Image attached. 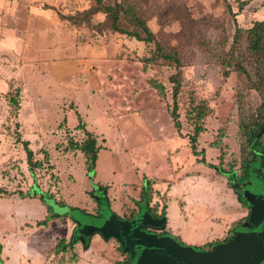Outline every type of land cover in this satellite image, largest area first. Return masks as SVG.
I'll return each instance as SVG.
<instances>
[{
  "label": "rangeland",
  "instance_id": "374dc122",
  "mask_svg": "<svg viewBox=\"0 0 264 264\" xmlns=\"http://www.w3.org/2000/svg\"><path fill=\"white\" fill-rule=\"evenodd\" d=\"M243 1L247 2L241 8ZM105 2L136 6L157 40L181 59V132L167 108L173 102L174 65L159 59L144 70L142 58L151 56L144 41L107 24L98 27L106 17L102 11L85 22L79 12L96 8L97 0H0L3 264H59L51 259L54 255L49 257L58 237L80 241L66 264L124 261L126 255L114 238L99 233L87 241L75 237L69 207L97 215L98 207L108 204L123 217L125 209L145 208L146 179L156 180L151 205L158 206L159 215L165 211L161 229L181 243L208 247L249 225V219L242 226L239 221L250 217L245 191L251 185L240 190L249 202L246 207L228 177L210 164L219 165L223 155L222 167L228 169L233 156L238 168L246 153L238 124L253 120L261 95L245 75L224 62L236 26L249 28L264 20V0H227L232 12L225 0ZM242 47L244 64L250 68L251 58ZM152 78L165 84V97L151 86ZM10 80L21 90L18 117L12 116L6 98ZM260 87L264 92V83ZM192 96L213 108L198 137L197 155L189 139L194 125L186 115ZM89 135L100 146L92 173L84 155L68 148L70 141ZM217 137L226 146L224 151L212 146ZM24 141L34 160L44 161V151L48 153L50 162L37 168V179L31 174ZM46 204L60 216L48 227L38 223L47 218Z\"/></svg>",
  "mask_w": 264,
  "mask_h": 264
},
{
  "label": "trees",
  "instance_id": "16d2710c",
  "mask_svg": "<svg viewBox=\"0 0 264 264\" xmlns=\"http://www.w3.org/2000/svg\"><path fill=\"white\" fill-rule=\"evenodd\" d=\"M225 2L232 12V7L230 4L227 2V0H225ZM246 2L247 1H243L240 3V7L242 8V5ZM98 11H102L106 15L105 19L98 24V27L107 24L112 30L133 36L137 40L144 41L147 44V51L151 56H145L142 58L144 70L149 68L150 63H157L159 59H163V61L168 62L170 65H174L175 71L170 76V81L173 84V102L172 104H169L167 108L174 120L176 128L179 132H181L182 120L180 118L181 115L179 111L181 107L179 96L184 86V79L182 70L183 64L176 51L173 49H166L164 45L157 40L154 31L147 22V19L136 10V6L132 4L126 5L123 2L107 4L105 0H97L96 8L81 11L79 14L81 17L85 18V22L89 23L91 20L89 17ZM76 17L78 16H75V19H77ZM242 44L245 45V53L251 58L250 68L244 64ZM153 45H156L157 49H155ZM227 58V60L224 62V65L233 67L235 71L245 75L251 87H255L260 93L261 101L256 108L253 120L250 122L241 121L238 124L243 148L246 152L242 156L239 167L236 168L235 163L238 162L236 161V158L232 156L229 158V168H223L222 165L225 160L223 155L220 156L219 165H210L216 167L218 172L228 177L229 184L237 191L241 203L248 207L249 202L245 200L243 193L240 190H242L244 186L251 184L253 177L259 178L264 182V92L260 87L264 83V20L255 21L254 24L249 28L236 26V30L233 35L232 47ZM255 79H257V81ZM9 82H11V84L9 85V91L6 93V98L9 102V105L11 106L12 116L18 117L19 111L21 109V90L13 84L14 80H10ZM259 83L261 84L260 86L258 85ZM150 84L156 89L160 97L166 96L167 88L164 83L152 78L150 79ZM212 112L213 108L209 106V102L207 100H199L196 96L191 97L188 108L186 109V115L188 119L192 120L194 125L193 132L189 135V139L192 151L196 155L198 154V137L202 132L205 131V120ZM219 139L220 138L217 137L216 140L213 141L212 146L219 147L222 151H224V147L226 146H224V144ZM217 140H219V142ZM68 148L71 150H79L84 155L87 170L88 172L92 173L96 166L98 152L100 149V146L97 145L96 137L89 135L80 141H70ZM24 149L27 152V161L31 169V174L37 179V168L43 167L45 162H50L48 153L44 151V161L42 159L34 160L33 150L29 147L28 141H24ZM155 181V179H146L143 183L142 199H145L146 201L145 208L139 207L137 210L125 209L123 218L131 219L142 209H148L156 216H164L165 211L159 215L157 213L158 206L151 205ZM33 189L35 190V188ZM3 192L4 190L0 188V193ZM30 193H33L34 195L37 194L36 191ZM46 206L48 209L47 218L38 223L48 227L52 220H57L60 216L53 212L52 206L50 204H46ZM166 207L167 205H165L163 209ZM100 208L101 206H99L97 209L98 213ZM69 209L72 210L73 207L70 206ZM82 210L87 212L85 209ZM248 219L249 216H244L241 218L239 221L241 224L240 226H242L245 220L248 221ZM79 242V239L67 241L65 237H58L56 248L49 252V256L54 255V257L51 258L52 260H57L59 264H66L70 260L67 255L72 250L74 245ZM214 244L215 243H211L208 247L204 248L211 249ZM120 250L126 255L127 261H132L129 252H124L121 248ZM1 251L2 245L0 244V254ZM122 263L123 261L117 262L115 264Z\"/></svg>",
  "mask_w": 264,
  "mask_h": 264
},
{
  "label": "water",
  "instance_id": "95a60500",
  "mask_svg": "<svg viewBox=\"0 0 264 264\" xmlns=\"http://www.w3.org/2000/svg\"><path fill=\"white\" fill-rule=\"evenodd\" d=\"M245 197L251 203L249 224L235 229L227 239L204 249L181 243L172 234H157L149 228H162L165 218L148 209L133 218L120 217L108 204L101 205L98 215L72 209L76 224L75 237L86 241L95 233L115 238L132 261L123 264H264V183L253 177ZM0 264L3 262L0 260Z\"/></svg>",
  "mask_w": 264,
  "mask_h": 264
},
{
  "label": "flooded vegetation",
  "instance_id": "af4514ba",
  "mask_svg": "<svg viewBox=\"0 0 264 264\" xmlns=\"http://www.w3.org/2000/svg\"><path fill=\"white\" fill-rule=\"evenodd\" d=\"M99 214V213H98ZM97 214V215H98ZM156 216V215H155ZM158 217H161V216H158ZM252 227L251 226V224H249V225H247V227ZM150 230H153V231H155L157 234H159V235H163V234H165V233H167V232H164L161 228H149ZM100 234V233H99ZM101 235V234H100ZM102 236V235H101ZM115 239V238H114ZM83 240H85V239H83ZM120 248H121V246H120ZM126 260V261H125ZM124 261H123V263H129V261H127V257H126V259H125ZM131 262V261H130ZM122 263V264H123Z\"/></svg>",
  "mask_w": 264,
  "mask_h": 264
},
{
  "label": "crops",
  "instance_id": "0c3cea01",
  "mask_svg": "<svg viewBox=\"0 0 264 264\" xmlns=\"http://www.w3.org/2000/svg\"><path fill=\"white\" fill-rule=\"evenodd\" d=\"M1 253H2V254L4 253V247H3V245H2V251H1ZM49 257H50V256H49ZM49 257H48V260L50 259Z\"/></svg>",
  "mask_w": 264,
  "mask_h": 264
}]
</instances>
